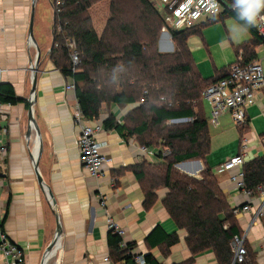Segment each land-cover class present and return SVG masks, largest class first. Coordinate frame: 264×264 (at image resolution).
I'll list each match as a JSON object with an SVG mask.
<instances>
[{"label": "crops", "instance_id": "1", "mask_svg": "<svg viewBox=\"0 0 264 264\" xmlns=\"http://www.w3.org/2000/svg\"><path fill=\"white\" fill-rule=\"evenodd\" d=\"M151 1L156 7L162 2ZM40 2L49 10L43 16L39 11ZM32 9L33 0H0V63L4 69L2 83L10 84L16 96L24 99V102L5 104L0 108V127L7 129V133L1 137L7 154L2 162L4 177L0 186V211L4 215L3 229L8 238L24 250L25 264H43V261L44 264H130L114 261L110 257L108 217L125 231L123 241L126 245L136 244L134 254L151 253L160 264H217L212 251L192 258L185 239L186 231L178 227L163 204L167 189L158 191V200L151 209L145 208L144 191L133 167L144 161L159 163L160 151L164 149H144L137 137L105 129L97 137L107 159L101 174L93 176L84 168L78 150L80 124L75 120L79 107L76 93L67 89L70 81L67 82L50 56L55 19L52 0L36 2V43L29 33ZM49 15L51 21L48 23ZM226 18L214 23L209 22L212 19L202 20L194 28L198 32L191 36L195 35L200 46L209 53L214 48L229 51L232 60L228 64L222 67L213 65V71L203 72L190 47L191 36L188 39L195 67L206 79L214 78L217 73L223 74L222 70L237 61L236 47L253 38L243 26L240 25L246 33L230 25ZM37 47L41 50V59L37 66L34 116L41 132V149L37 131L30 129L28 118L32 99L31 67L37 59ZM158 47L161 52H174L172 36L162 32ZM259 47L256 50L257 59L264 66ZM134 107L126 106V113ZM117 109L118 105L115 104L108 107L104 105L100 121L103 123L105 118L113 114L123 123L125 114L118 113ZM202 109L208 120L211 140V151L206 163L214 170L228 197L231 210L240 211L232 217V222L240 230V237H244L245 244L256 255L257 264H264V220L257 215L262 203L261 194L256 190L254 200L250 201L231 181L232 172L219 169L224 162L240 153L243 139L247 140L248 145L246 163L264 156V91L247 108L243 131L229 113L223 114L217 125L213 124L212 107L204 97ZM38 154V171L46 183L45 188L37 177L35 165ZM195 162L176 168L187 175L200 177L205 164L201 160ZM54 204L59 213L62 232L55 249L45 257L57 234ZM246 204H250V210H243ZM157 226H161L168 234L177 232L180 242L168 250L163 245L150 246L148 236ZM106 258L110 260L106 261Z\"/></svg>", "mask_w": 264, "mask_h": 264}, {"label": "trees", "instance_id": "2", "mask_svg": "<svg viewBox=\"0 0 264 264\" xmlns=\"http://www.w3.org/2000/svg\"><path fill=\"white\" fill-rule=\"evenodd\" d=\"M102 1L52 0L55 19L50 56L67 82L75 84L83 118L90 122L101 120L104 105L135 106L123 123L110 114L103 125L106 130L137 137L144 147L170 151L167 156L160 151L161 161L157 164L144 161L133 167L144 191L145 208L151 209L158 200V191L165 188L163 204L178 227L186 231L192 258L212 251L217 264H257L256 255L247 244L246 261L234 263L232 243L235 237H240L239 228L232 222L235 211L231 210L214 170L206 163L211 140L202 109L204 91L224 78L231 65L221 75L204 78L196 69L188 46L189 37L198 32L194 28H169L175 50L161 52L158 43L168 11L159 9L151 0H110L105 27L98 33L90 10ZM230 16L253 36L251 41L236 47L238 55L242 51L245 62L257 59L256 50L264 41L253 25H245L236 12L228 10L209 22ZM71 42L82 61L76 70L72 68ZM21 102L24 99L16 96L10 84L0 83V103ZM185 119L188 121L168 125ZM195 160L205 164L200 177L176 168L178 163ZM244 171L248 188L264 189V156L245 163ZM3 223L4 220L2 226ZM122 241L119 234L109 230L110 257L131 264L137 256L133 253L136 244L122 246ZM179 242L177 232L168 234L161 226L148 236L150 246L163 245L167 250ZM144 257L147 264H160L151 253Z\"/></svg>", "mask_w": 264, "mask_h": 264}, {"label": "built area", "instance_id": "3", "mask_svg": "<svg viewBox=\"0 0 264 264\" xmlns=\"http://www.w3.org/2000/svg\"><path fill=\"white\" fill-rule=\"evenodd\" d=\"M168 11L166 25L163 31L166 33L170 29L186 30L195 28L202 20L213 19L226 10L235 12L229 0H162ZM259 37L264 41V9L257 15L253 24ZM71 59L73 70L81 65V56L75 50V44L71 42ZM4 69L0 63V83ZM68 90L75 91V84L71 81L67 84ZM264 91V66L258 59L245 62L243 52L240 51L237 61L228 69L227 75L219 81L211 84L204 91L203 97L209 101L212 107L211 122L215 125L219 123V118L229 113L234 123L243 128L247 121V108L255 103L257 98ZM5 105L0 103V108ZM11 105V104H8ZM75 120L80 124L78 137V150L84 168L93 176H99L106 163V156L102 152V144L98 140V135L105 131L103 123L99 121L90 122L83 118L80 107H78ZM7 133V129L0 127V186L3 182L4 172L2 162L6 158L7 148L2 143L1 137ZM247 140L243 139L240 153L224 162L219 169L231 173V181L236 188L243 193L250 201L254 200L255 191L248 188L244 165L246 163ZM146 149V147H144ZM164 156L170 154L168 149L162 151ZM234 171V172H233ZM262 198V203L257 215L264 220V189H257ZM243 210H250V204H246ZM235 212H240L236 210ZM4 215L0 211V264H25V253L22 248L11 242L2 226ZM109 230H113L123 238L125 231L119 227L110 217H108ZM234 263H243L247 259L248 251L244 237H235L233 241ZM122 246L126 243L122 241ZM106 258V261H109ZM131 264H147L144 255H137Z\"/></svg>", "mask_w": 264, "mask_h": 264}, {"label": "rangeland", "instance_id": "4", "mask_svg": "<svg viewBox=\"0 0 264 264\" xmlns=\"http://www.w3.org/2000/svg\"><path fill=\"white\" fill-rule=\"evenodd\" d=\"M109 4H110V0H104L100 2L97 6L94 5L95 7L90 12L94 20L93 22L94 26L96 27V30L98 33H102L105 27L107 18L109 16ZM39 5H40L39 11L42 16L44 12H49L48 8L44 5L43 2H40ZM158 8L163 10L165 8V5L162 2H160ZM226 19L228 20L227 22L230 25H234V27H236L238 30L242 31L243 33H246L244 32L243 28L240 26V24L234 17H228ZM50 21H51V15H49V19H47L48 23ZM190 47H192L193 49L192 51H194L193 54L196 58V61L199 64V66L202 67L203 72L204 71L211 72L213 71V65L217 67H222L228 64L230 60H232V55L229 51H221L219 49L215 50L214 48L213 51H210L209 53L207 50H205L204 48L200 46L199 41L195 35L190 37ZM259 55L261 58L264 57V46L259 47ZM116 111L118 113H122V114L124 113L125 117L128 114L126 113L127 111L126 107L118 106V109ZM183 122H186V121L180 120V121H175V122H169L168 125H174V124L183 123ZM159 148H163V147H159Z\"/></svg>", "mask_w": 264, "mask_h": 264}, {"label": "water", "instance_id": "5", "mask_svg": "<svg viewBox=\"0 0 264 264\" xmlns=\"http://www.w3.org/2000/svg\"><path fill=\"white\" fill-rule=\"evenodd\" d=\"M36 2H37V0H33V9H32L31 21H30V28H29L30 37H31V39H32V41L34 43H36L35 38H34V18H35ZM168 34H170V33H168ZM37 52H38V55H37V59H36L35 65L31 67L32 71H33L32 99L30 101V108H29V111H28V118H29V123H30V129L32 128V129H35L37 131V134H38L39 139H40L39 149H41L42 145H43L42 144V138H41V132H40V129H39L38 125H37V122H36V119H35V116H34V103H35V97H36V95H35L36 94V85H37V81H38L37 66L39 65V62H40V59H41V50H40L39 47H37ZM38 160H39V154H38V157H37V160H36L35 167H36V170H37V173H38L37 174L38 175L37 176L38 180H39L40 184L42 185V187L45 188L46 187V183H45V181L43 180L42 176L40 175V173L38 171V167H39ZM192 162H195V161H185V162L176 164V166L180 167L183 164L192 163ZM196 162H198V160H196ZM48 195H49V193H48ZM55 206L56 205L54 204L53 207H54L56 220H57V234H56V237L53 240V242L49 245V247H48V249L46 251L45 257L48 256L55 249V247H56V245L58 243V239H59V237L61 235V232H62V227H61V223H60L59 213L56 210ZM43 264H44V261H43Z\"/></svg>", "mask_w": 264, "mask_h": 264}, {"label": "clouds", "instance_id": "6", "mask_svg": "<svg viewBox=\"0 0 264 264\" xmlns=\"http://www.w3.org/2000/svg\"><path fill=\"white\" fill-rule=\"evenodd\" d=\"M237 17L245 25H253L257 15L264 9V0H234L232 5Z\"/></svg>", "mask_w": 264, "mask_h": 264}]
</instances>
